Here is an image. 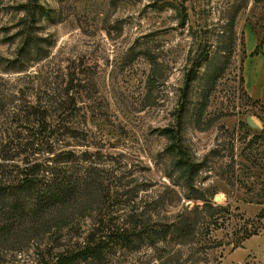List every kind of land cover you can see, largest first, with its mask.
I'll return each instance as SVG.
<instances>
[{
  "label": "rangeland",
  "instance_id": "1",
  "mask_svg": "<svg viewBox=\"0 0 264 264\" xmlns=\"http://www.w3.org/2000/svg\"><path fill=\"white\" fill-rule=\"evenodd\" d=\"M250 30L261 43L264 0H0V176L66 167L72 152L97 180L75 226L0 241V264H56L118 228L132 242L78 264H264V105L241 82ZM24 115L60 134L33 141Z\"/></svg>",
  "mask_w": 264,
  "mask_h": 264
},
{
  "label": "trees",
  "instance_id": "2",
  "mask_svg": "<svg viewBox=\"0 0 264 264\" xmlns=\"http://www.w3.org/2000/svg\"><path fill=\"white\" fill-rule=\"evenodd\" d=\"M263 44L264 38L258 46V51L262 49ZM241 82L243 83V77ZM24 118L25 115L21 121L27 126L24 128L27 130L31 127L30 120ZM64 128L68 129V127ZM30 129L33 132V141L43 136V132L49 134L50 138L51 135L60 134L59 130H55L58 129L57 127L53 129L51 126L44 128L38 126ZM255 139L256 137L250 141L249 146L255 142ZM49 152L54 154V149ZM66 155L68 157L63 162L67 165L66 167H62L56 160L52 163L46 160L44 164L24 162V165L15 166L10 173H7L8 176L5 174L0 176V241H8L13 236H20L21 233L29 235L31 239H36L43 233L59 231L60 223L64 222L65 226H75V221L87 213L91 207L94 186L97 184L95 174L90 167L83 174L75 173L73 170H75L76 161L73 157L76 155L72 152ZM208 208L210 211L222 210L221 207H215L213 204H210ZM210 218L209 222L212 220L218 222L215 215ZM255 220L259 224L264 221V209ZM190 228L186 226L183 230L188 232ZM105 232L91 231L82 246L76 245L72 249L56 253V264H78L91 260L101 262L106 259L113 245L132 242L120 228L111 233ZM258 235L257 229L244 231L245 239Z\"/></svg>",
  "mask_w": 264,
  "mask_h": 264
},
{
  "label": "crops",
  "instance_id": "3",
  "mask_svg": "<svg viewBox=\"0 0 264 264\" xmlns=\"http://www.w3.org/2000/svg\"><path fill=\"white\" fill-rule=\"evenodd\" d=\"M245 56L242 65L243 88L249 98L264 105V44L258 51L260 39L258 34L251 30L246 33ZM255 39L253 46L247 49V41Z\"/></svg>",
  "mask_w": 264,
  "mask_h": 264
},
{
  "label": "water",
  "instance_id": "4",
  "mask_svg": "<svg viewBox=\"0 0 264 264\" xmlns=\"http://www.w3.org/2000/svg\"><path fill=\"white\" fill-rule=\"evenodd\" d=\"M256 123L259 125V123L257 121H256ZM216 201H222V198L220 196H217Z\"/></svg>",
  "mask_w": 264,
  "mask_h": 264
}]
</instances>
